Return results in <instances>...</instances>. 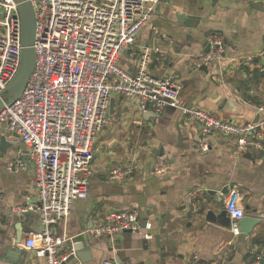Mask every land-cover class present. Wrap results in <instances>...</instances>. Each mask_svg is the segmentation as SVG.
Wrapping results in <instances>:
<instances>
[{
    "label": "crops",
    "instance_id": "crops-1",
    "mask_svg": "<svg viewBox=\"0 0 264 264\" xmlns=\"http://www.w3.org/2000/svg\"><path fill=\"white\" fill-rule=\"evenodd\" d=\"M253 2H262L263 10L252 8ZM214 32L224 38L223 53L207 72L193 68L191 58L205 50L206 38ZM134 47L159 49V54L152 53L149 71L178 80L186 108L243 122L254 120L256 108L264 107V0H162L138 33ZM124 52L118 65L134 74L136 61ZM247 56L252 57L250 64L243 63ZM111 100L108 122L93 142L88 196L72 203L55 233L65 240L63 252L70 253L71 241L83 236L97 215L135 209L141 224H151L152 238L145 237L144 229L123 232L112 240L89 237L80 259L64 264L109 260L112 264H208L227 253L225 264H249L257 257L259 263L264 256V150L235 157L231 137L215 133L201 137L198 123L187 120L178 109L148 114L137 108L135 97L113 94ZM203 143L208 145L206 152L200 151ZM21 148L20 141L0 155V264H45L44 258L25 246V234L41 229L38 215L29 212L26 219L11 210L24 204L25 197L32 203L36 200L31 165L25 170H7ZM157 159L166 163V169L153 174ZM118 166L133 168L123 182L108 179ZM222 190L226 193L217 199ZM231 193L238 196L245 216L261 217L248 236L233 235L229 227L207 221L205 210H200L205 206L220 211L223 199ZM216 199L219 204H214ZM197 201L199 210L194 205ZM247 207L255 212L249 214Z\"/></svg>",
    "mask_w": 264,
    "mask_h": 264
},
{
    "label": "built area",
    "instance_id": "built-area-1",
    "mask_svg": "<svg viewBox=\"0 0 264 264\" xmlns=\"http://www.w3.org/2000/svg\"><path fill=\"white\" fill-rule=\"evenodd\" d=\"M20 1L24 0H0V93L14 78L20 63L21 22L16 8ZM26 1L34 13L35 62L17 100L7 104L0 96V132L16 135L22 144L18 158L8 164L7 170H25L28 164L32 167L35 203L25 197L24 204L11 210L38 215L41 229L25 234V246L44 258L45 264H64L72 254V250L63 252L65 240L55 233V227L66 220L75 200L88 196L93 142L108 122L113 94L135 97L142 112L178 109L187 120L198 123L201 137L214 133L231 137L235 157L264 150V107L256 108L257 121L223 120L199 108H186L180 82L149 71L152 53L159 54V49L139 50L134 42L162 0ZM206 45L208 51L191 58L193 68L214 63L224 51V38L211 33ZM124 51L136 61L134 74L118 65ZM159 59L164 61L163 57ZM243 61L250 64L252 57ZM207 150L206 143L200 144V151ZM165 169L166 163L157 159L152 173ZM132 172L130 166H118L109 172L108 179L123 182ZM194 205L200 209L199 201ZM221 206L229 218L230 232L238 235V221L245 216L238 196L231 193ZM142 229L151 239V224L142 226L138 210H111L97 215L85 234L112 240L123 232ZM227 259L228 253L208 264H225ZM258 260L249 264H258Z\"/></svg>",
    "mask_w": 264,
    "mask_h": 264
},
{
    "label": "water",
    "instance_id": "water-1",
    "mask_svg": "<svg viewBox=\"0 0 264 264\" xmlns=\"http://www.w3.org/2000/svg\"><path fill=\"white\" fill-rule=\"evenodd\" d=\"M216 2L217 0H212ZM252 8L263 10L262 2H253L250 4ZM17 12L20 17L21 22V35H20V46H21V54H20V63L17 69V72L11 82L1 91L0 96H4L6 99L7 104H12L15 100H17L20 95L22 94L28 79L32 73L34 62H35V52L33 49V42H34V34H35V20H34V13L32 5L29 1H20L17 4ZM182 16H178L177 20L180 22L182 21ZM191 19V18H190ZM187 25L189 24V19L185 22ZM205 52L208 51V46H206ZM125 53V52H124ZM264 57V51L262 53ZM212 64V63H211ZM199 70H203L204 72L208 71V66H200ZM0 107H2V103L0 102ZM113 110V100L110 103L109 113ZM146 113H150L147 111ZM259 115L255 117L253 121H257ZM19 139L16 135L12 136H4L0 137V155L4 154L9 148L16 146L19 143ZM157 155V152H154ZM226 190H222L220 194L217 195V199H219L221 194H225ZM208 194L215 195L214 191H209ZM214 201V204H219V200ZM200 202V201H199ZM201 205V204H200ZM190 210H194V206L191 205ZM202 211L205 210V218L209 222H217L221 226L228 228L230 221L226 214V211L222 208L220 211L215 212L210 208L202 206L200 209ZM249 214L255 212V210H251L250 208H246ZM30 213L23 214V217L26 219L30 218ZM261 221V217L246 215L242 219L238 221L239 233L245 236L252 234V231L256 225H258ZM146 222V221H145ZM145 222H142V226H144ZM19 232H22L23 224L20 223ZM20 234L17 235V238ZM87 238H89L86 234L83 236H76L70 244L72 254L68 256L67 260L77 258L80 259V253L84 251L85 248L88 247L87 245ZM262 247H264V242ZM262 247L258 248V252H261ZM258 264H264V256L260 259Z\"/></svg>",
    "mask_w": 264,
    "mask_h": 264
},
{
    "label": "trees",
    "instance_id": "trees-1",
    "mask_svg": "<svg viewBox=\"0 0 264 264\" xmlns=\"http://www.w3.org/2000/svg\"><path fill=\"white\" fill-rule=\"evenodd\" d=\"M255 242H256V243H260L259 240H258L257 238L255 239Z\"/></svg>",
    "mask_w": 264,
    "mask_h": 264
}]
</instances>
